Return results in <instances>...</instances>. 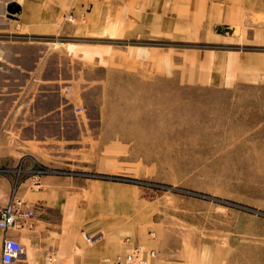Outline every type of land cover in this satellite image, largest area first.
Instances as JSON below:
<instances>
[{
  "label": "crops",
  "instance_id": "obj_1",
  "mask_svg": "<svg viewBox=\"0 0 264 264\" xmlns=\"http://www.w3.org/2000/svg\"><path fill=\"white\" fill-rule=\"evenodd\" d=\"M11 6L19 7L13 19L8 13ZM160 32L182 39L209 35L214 43L238 47L202 53L191 49L180 53L184 56L181 62L184 84L224 88L239 81L254 83L264 78V51L258 49L264 48V0H0V130L16 131L21 138L11 140L13 144L9 142L4 151L0 148V167L7 169L0 175V209L7 205L16 187L14 173L18 162L31 155L47 166H20L19 197L23 208L32 211L35 217L7 233L0 230V260L6 237L17 239L24 248L14 264H48L49 255L55 264H115L119 255L130 254L137 247L147 249L141 243L145 238L144 219L155 220L156 213L141 212L142 201H129L124 183L102 176L82 179L85 175L74 171L55 172L72 165L68 154L60 153V147L40 146L43 150L35 154L30 146H22L53 140L83 141L89 135L86 129L90 121L75 115L74 109L83 106L75 96L68 101H57L47 112L40 113L34 98L51 97L53 91L40 94L36 84L37 92L30 95L28 86L24 87L22 82L25 60L16 55L15 49L21 48L18 41L22 35L33 41L68 38L66 43L59 44V55L52 52L57 46L53 42L55 38L46 43L44 59L35 56L33 61L35 70L29 72L33 78L37 77L40 61H70L74 57L82 61L90 52L94 53L92 58L98 64L97 70L103 67L102 63H107L106 69L112 73L118 66V56L130 55L134 56L133 64L140 68L149 65L150 58H156L157 70H161L160 49L144 43L159 40ZM85 38L97 42L86 44L82 40ZM238 49L241 50L233 51ZM164 59L172 63V58ZM172 61L175 67V59ZM185 71H189L188 76ZM27 96L32 98L30 104L23 103ZM68 113L71 119L67 120ZM45 124L55 126L59 133L39 136L37 128ZM69 126L77 130L76 137L69 136ZM29 128L32 135L26 137L24 133ZM104 134L98 132V140L104 139ZM119 151L123 152L119 141L109 147L101 144L97 150L101 162L87 168L96 173L115 172L120 167L113 155ZM41 168L46 172L37 176ZM165 221L161 218L154 221L158 232L150 235L155 239L151 241L155 249L146 250L157 253L153 259L156 264H229L231 253L220 242L195 243L182 238L180 249H172L174 246L166 243L172 230ZM103 233L102 241L85 246V235Z\"/></svg>",
  "mask_w": 264,
  "mask_h": 264
},
{
  "label": "rangeland",
  "instance_id": "obj_2",
  "mask_svg": "<svg viewBox=\"0 0 264 264\" xmlns=\"http://www.w3.org/2000/svg\"><path fill=\"white\" fill-rule=\"evenodd\" d=\"M53 38L57 46L52 52L59 55V44L68 38ZM53 38L33 41L22 35L19 39L21 48L15 52L25 60L23 86H28L30 95L37 92L36 84L40 94L53 91L47 99L39 95L33 100L42 114L57 101H68L73 96L81 100L83 106L74 112L90 121L86 129L89 135L80 142L53 140L22 146H30L35 154L43 150L40 146L60 147V153H67L72 165L57 168L59 171L78 172L85 175L82 179L102 176L124 183L129 201H142L141 212L156 213L155 220L144 219L145 238L141 243L147 249H155L150 234L158 232L154 221L161 218L172 230L166 242L174 246L172 249L179 248L182 238L195 243L220 242L231 253L229 264H264V78L254 83L239 81L224 88L182 82L184 56L180 53L238 47L214 43L209 35L182 39L160 32L159 40L144 43L160 49L161 70H157L156 58H150V64L140 68L133 64L131 55L118 56V66L112 73L106 69L107 63L97 70L94 53L90 52L82 61L76 57L70 61H40L37 77L33 78L29 72L35 67V56L44 59L46 43ZM82 40L86 44L97 42ZM163 57L174 58L176 66L172 59L168 63ZM185 74L188 76L189 71ZM31 100L27 96L23 103L30 104ZM66 119H71L70 113ZM69 127V136L76 137L77 130ZM37 131L41 137L59 133L58 128L47 124L38 126ZM100 131L106 137L98 140L96 134ZM24 135H32L30 128ZM11 140L21 138L16 131L0 130L3 151L9 142L13 144ZM116 141L123 151L113 155L119 161L118 170L107 174L87 168L101 162L97 154L101 144L109 147ZM25 164L28 168L47 167L31 155L18 162L13 191H17L19 199V168ZM5 169L0 167V175L5 174ZM147 249L143 248L146 253L150 251ZM46 263L56 262L53 258L52 262L46 259Z\"/></svg>",
  "mask_w": 264,
  "mask_h": 264
},
{
  "label": "built area",
  "instance_id": "obj_3",
  "mask_svg": "<svg viewBox=\"0 0 264 264\" xmlns=\"http://www.w3.org/2000/svg\"><path fill=\"white\" fill-rule=\"evenodd\" d=\"M46 170L41 168L38 174L45 173ZM60 172L61 171H55ZM34 213L23 208V202L18 198L17 191L14 190L8 199V204L0 209V230L4 232H8L11 229L17 228L20 225H23L24 222H28V220L33 219ZM29 226L32 224L29 222ZM103 234L97 235H85V242L89 246L94 245L103 240ZM2 256L0 260V264H14L20 256L24 252V248L21 243L14 238L6 237L2 243ZM157 253L155 251H150L146 253L143 248L137 247L135 250L127 254L125 256L119 255L115 259V264H125V263H133V264H156L154 262V258H156ZM53 257L48 256L47 261L52 262Z\"/></svg>",
  "mask_w": 264,
  "mask_h": 264
},
{
  "label": "water",
  "instance_id": "obj_4",
  "mask_svg": "<svg viewBox=\"0 0 264 264\" xmlns=\"http://www.w3.org/2000/svg\"><path fill=\"white\" fill-rule=\"evenodd\" d=\"M19 7L11 6L8 8V13L10 14V17L13 19L18 14Z\"/></svg>",
  "mask_w": 264,
  "mask_h": 264
}]
</instances>
